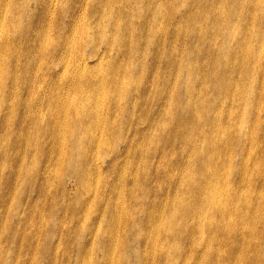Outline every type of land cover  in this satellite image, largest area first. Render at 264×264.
Returning <instances> with one entry per match:
<instances>
[{"label": "rangeland", "instance_id": "1", "mask_svg": "<svg viewBox=\"0 0 264 264\" xmlns=\"http://www.w3.org/2000/svg\"><path fill=\"white\" fill-rule=\"evenodd\" d=\"M0 264H264V0H0Z\"/></svg>", "mask_w": 264, "mask_h": 264}]
</instances>
